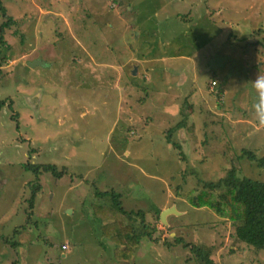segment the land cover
<instances>
[{"label": "rangeland", "instance_id": "374dc122", "mask_svg": "<svg viewBox=\"0 0 264 264\" xmlns=\"http://www.w3.org/2000/svg\"><path fill=\"white\" fill-rule=\"evenodd\" d=\"M0 2V264H200L178 239L217 264H264L188 199L233 167L264 181V0ZM195 30L197 56H159L183 38L192 51ZM112 193L146 228L130 261L95 210Z\"/></svg>", "mask_w": 264, "mask_h": 264}, {"label": "trees", "instance_id": "16d2710c", "mask_svg": "<svg viewBox=\"0 0 264 264\" xmlns=\"http://www.w3.org/2000/svg\"><path fill=\"white\" fill-rule=\"evenodd\" d=\"M0 9L2 12V16L4 17L7 10L4 6H2L1 2ZM85 18L91 19V16L87 15ZM10 22L11 18H9L5 23H1L0 40H3L5 31L10 27ZM74 28L76 29L77 26L74 25ZM196 33L197 31L195 30L190 34V36H188L190 37V41H188V44H191L192 46V43H194V48L192 47V51H185L183 49V47H186L187 43L183 38L182 41L178 42L177 40L180 48H182L181 50H179L178 52L170 51L168 45V52L159 56L163 58H176L177 56L186 57L189 59L194 58L204 47V42H196ZM76 37L77 36H75L74 39ZM232 37L233 34L232 32H230L228 39L230 40ZM262 43L264 44V39ZM2 47H4V44H1L0 46V56L2 54L4 55L3 57H1L2 59H0L4 61L7 59L4 51L9 50L10 47L6 45L5 50H2ZM78 48L81 49L80 45ZM215 76L216 75L214 73V75L211 76V81L208 83V85H211V83H213L212 88L223 91L222 88H217L218 84L214 82ZM218 107L221 108V105ZM180 126L181 125H179L177 129ZM174 130L176 129L174 128L173 131ZM246 157L250 158L251 160H257V156L253 151H243V154L239 156V159H243ZM261 161L263 162V160ZM24 168L30 172L37 173L38 171L33 170L31 165L27 166V164L24 165ZM42 169L43 172L51 173L59 179L63 177V174L58 173L54 165L43 166ZM36 176L38 177L39 175L37 174ZM111 195L113 199V207L106 205L95 207L96 211L104 214V216L100 215V217L105 221L108 220L109 222L108 225L102 228V235H104L107 240L109 239L115 243V254L118 255L119 259L130 261L131 256L135 251L134 247L137 246L139 240L144 239V237L146 236V233L142 236V232H144L146 228L144 227V225L136 227L135 225H137V223L129 224L128 221L133 218V211H127L123 207V204H121L120 199H118L119 197L114 193H112ZM102 196H105V194H102ZM35 198L36 193H33L32 202H34ZM188 199L191 202L192 206L195 208L207 207L219 217L226 218L235 222L237 224V228L235 230V236L237 240L251 247L257 253L264 250V181L256 180L250 177L241 178L238 175L237 169L233 167L227 172L225 178L219 180L218 182L207 183L205 187L195 195L190 193ZM138 214L141 216H145V214L141 212H139ZM18 230L19 229H16L15 231V237ZM177 242L182 243L186 248L189 247L190 252L194 256L195 260L200 264H217L211 258L213 249L212 247H200L194 244L189 245L188 243H184L181 239H178ZM188 259L187 262L193 261V259Z\"/></svg>", "mask_w": 264, "mask_h": 264}, {"label": "crops", "instance_id": "0c3cea01", "mask_svg": "<svg viewBox=\"0 0 264 264\" xmlns=\"http://www.w3.org/2000/svg\"><path fill=\"white\" fill-rule=\"evenodd\" d=\"M172 1V0H171ZM99 32V35H102V33L100 32V31H98ZM137 35V34H136ZM100 37V36H99ZM108 42V41H107ZM109 44V43H108ZM108 44H106V45H104V47L103 48H105V47H108ZM85 53L86 54H89V52L88 51H85ZM157 61V60H156ZM103 65H105L104 63H103ZM155 72H157L155 69H153L152 70V72H143V70L141 71V74L143 75V74H147V75H149V78L147 79L149 82L152 80L153 81V78H152V73H155ZM165 73V72H164ZM137 73H136V71H134V73H133V75L135 76ZM157 74V73H156ZM184 78V77H183ZM184 80H185V78H184ZM157 81V79H156V77L154 76V82H152V84L151 85H153L155 82ZM157 84H158V82H157ZM166 85V84H165ZM173 85V82H171V83H169L167 86H169V88L171 87ZM222 89H223V87H222ZM37 113H38V111H37Z\"/></svg>", "mask_w": 264, "mask_h": 264}, {"label": "water", "instance_id": "95a60500", "mask_svg": "<svg viewBox=\"0 0 264 264\" xmlns=\"http://www.w3.org/2000/svg\"><path fill=\"white\" fill-rule=\"evenodd\" d=\"M38 62H39L40 64H43V63H41L40 61H34V62H32V63H29L28 65H29L30 68H31V67L33 68V67H35V66L38 64ZM170 213H177V212H174L173 209H169V210L163 211V212H162V215H161V220H162V221H165L166 216H167L168 214H170Z\"/></svg>", "mask_w": 264, "mask_h": 264}, {"label": "built area", "instance_id": "2783aa9c", "mask_svg": "<svg viewBox=\"0 0 264 264\" xmlns=\"http://www.w3.org/2000/svg\"><path fill=\"white\" fill-rule=\"evenodd\" d=\"M67 247H64V249H66Z\"/></svg>", "mask_w": 264, "mask_h": 264}]
</instances>
